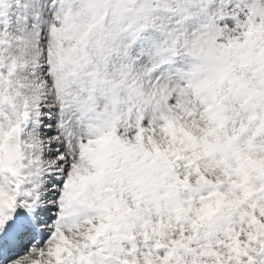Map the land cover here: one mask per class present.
Segmentation results:
<instances>
[{"label": "snow or ice", "instance_id": "snow-or-ice-1", "mask_svg": "<svg viewBox=\"0 0 264 264\" xmlns=\"http://www.w3.org/2000/svg\"><path fill=\"white\" fill-rule=\"evenodd\" d=\"M0 264H264V0H0Z\"/></svg>", "mask_w": 264, "mask_h": 264}]
</instances>
